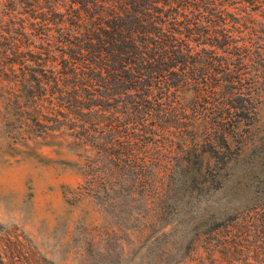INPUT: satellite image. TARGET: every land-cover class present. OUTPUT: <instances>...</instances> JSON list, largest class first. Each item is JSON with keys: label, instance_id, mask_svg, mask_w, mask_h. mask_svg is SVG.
<instances>
[{"label": "rangeland", "instance_id": "obj_1", "mask_svg": "<svg viewBox=\"0 0 264 264\" xmlns=\"http://www.w3.org/2000/svg\"><path fill=\"white\" fill-rule=\"evenodd\" d=\"M247 91L232 87L229 112L205 120L187 103L117 164L108 128L76 138L20 126L0 94V264H253L264 251V80Z\"/></svg>", "mask_w": 264, "mask_h": 264}, {"label": "trees", "instance_id": "obj_2", "mask_svg": "<svg viewBox=\"0 0 264 264\" xmlns=\"http://www.w3.org/2000/svg\"><path fill=\"white\" fill-rule=\"evenodd\" d=\"M262 79L264 0H0L2 109L53 136L108 128L116 164L187 103L220 116L232 87Z\"/></svg>", "mask_w": 264, "mask_h": 264}]
</instances>
